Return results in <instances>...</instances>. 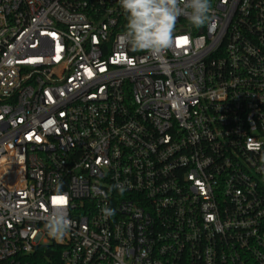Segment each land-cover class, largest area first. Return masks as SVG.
<instances>
[{
  "label": "built area",
  "instance_id": "built-area-1",
  "mask_svg": "<svg viewBox=\"0 0 264 264\" xmlns=\"http://www.w3.org/2000/svg\"><path fill=\"white\" fill-rule=\"evenodd\" d=\"M211 5L153 57L119 0H0V264H264V0Z\"/></svg>",
  "mask_w": 264,
  "mask_h": 264
},
{
  "label": "clouds",
  "instance_id": "clouds-1",
  "mask_svg": "<svg viewBox=\"0 0 264 264\" xmlns=\"http://www.w3.org/2000/svg\"><path fill=\"white\" fill-rule=\"evenodd\" d=\"M125 14L126 31L123 43L135 51H146L159 57L172 47L173 31L179 17L200 27L210 22L211 0H119ZM107 215L114 209L105 208ZM72 221L64 209H53L46 228L54 238H62L71 228Z\"/></svg>",
  "mask_w": 264,
  "mask_h": 264
},
{
  "label": "trees",
  "instance_id": "trees-1",
  "mask_svg": "<svg viewBox=\"0 0 264 264\" xmlns=\"http://www.w3.org/2000/svg\"><path fill=\"white\" fill-rule=\"evenodd\" d=\"M61 246L40 245L31 256V264H64L61 259Z\"/></svg>",
  "mask_w": 264,
  "mask_h": 264
},
{
  "label": "snow or ice",
  "instance_id": "snow-or-ice-1",
  "mask_svg": "<svg viewBox=\"0 0 264 264\" xmlns=\"http://www.w3.org/2000/svg\"><path fill=\"white\" fill-rule=\"evenodd\" d=\"M56 202L58 203V204H64V203H66V199L65 198H63V197H58L57 198V200H56Z\"/></svg>",
  "mask_w": 264,
  "mask_h": 264
}]
</instances>
